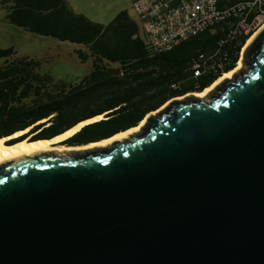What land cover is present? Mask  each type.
Listing matches in <instances>:
<instances>
[{"label": "water", "instance_id": "obj_1", "mask_svg": "<svg viewBox=\"0 0 264 264\" xmlns=\"http://www.w3.org/2000/svg\"><path fill=\"white\" fill-rule=\"evenodd\" d=\"M177 97L129 139L3 162L0 264H264V26L232 78Z\"/></svg>", "mask_w": 264, "mask_h": 264}, {"label": "trees", "instance_id": "obj_2", "mask_svg": "<svg viewBox=\"0 0 264 264\" xmlns=\"http://www.w3.org/2000/svg\"><path fill=\"white\" fill-rule=\"evenodd\" d=\"M235 1L221 0V5ZM0 3L7 8L6 19L11 23L86 47L87 52L77 50L82 60L93 57L91 72L68 83L54 81L49 74L41 73L40 60L7 59L0 67V137L32 125L30 133L36 132L34 139L51 137L79 121L105 114L106 119L84 126L61 142L80 145L134 126L148 112L182 95L181 90L203 89L222 75L209 73L196 77L193 65L202 52L218 48V41L225 34V22L154 54L139 21L126 9L103 23L76 12L67 0H0ZM15 52L14 46L0 48V58H9ZM234 67L235 64L229 65L224 72ZM173 83L179 86L173 88ZM45 118L51 124L38 123Z\"/></svg>", "mask_w": 264, "mask_h": 264}, {"label": "built area", "instance_id": "obj_3", "mask_svg": "<svg viewBox=\"0 0 264 264\" xmlns=\"http://www.w3.org/2000/svg\"><path fill=\"white\" fill-rule=\"evenodd\" d=\"M133 8L154 54L225 22V34L219 39L218 48L202 52L195 61L196 77L224 74L227 66L236 67L250 36L264 26V0H237L225 5H221V0H133ZM178 86L172 84L173 88Z\"/></svg>", "mask_w": 264, "mask_h": 264}, {"label": "rangeland", "instance_id": "obj_4", "mask_svg": "<svg viewBox=\"0 0 264 264\" xmlns=\"http://www.w3.org/2000/svg\"><path fill=\"white\" fill-rule=\"evenodd\" d=\"M79 13H84L95 21L108 23L121 10L126 9L138 20L133 8V0H67ZM7 8L0 3V48L14 46L13 56L0 58V67L7 61L29 57L41 61L39 71L49 74L54 81L74 82L89 74L93 69V57L82 60L78 49L87 48L71 41H63L52 36L41 35L15 25L6 19ZM49 118L38 123H46ZM49 123H47L48 125ZM46 125V126H47ZM32 126L25 134H31Z\"/></svg>", "mask_w": 264, "mask_h": 264}, {"label": "bare ground", "instance_id": "obj_5", "mask_svg": "<svg viewBox=\"0 0 264 264\" xmlns=\"http://www.w3.org/2000/svg\"><path fill=\"white\" fill-rule=\"evenodd\" d=\"M263 27V26H262ZM262 27L260 29H258L256 32H254L250 38L248 39V41L246 42L244 48H243V55L242 58L240 59V61L238 62V64L236 65L235 68H233L230 71L224 72V74H222L219 78H217L211 86L207 87L201 94H207L213 87H215L218 83H220V81L223 78H232V75L239 70L242 65H243V58H244V53L245 50L247 49V47L250 45V43L252 42V40L255 38V36L258 34V32L262 29ZM178 99H182L183 97H177ZM157 112V111H156ZM104 114L95 116L92 119L89 120H85L80 122L79 124L75 125L73 128L51 138V139H40V140H35V141H30L32 139L31 135H28L24 140L14 144V145H7V141L10 140V138H15V137H19L23 134H25L30 127L24 129V130H20L15 132L14 134L8 136V137H3L0 138V165L7 161L10 160L14 157L20 156V155H24V154H31L37 150H48V149H60V150H64V149H69V150H73V149H84V148H89V147H93V146H105V145H109L112 144L114 141H119V140H126L129 139V137L133 134H136L138 132H140L143 128V126L146 124V118L143 119L139 125L131 127L125 131H121L117 134H115L114 136H111L109 138L103 139L101 141H97V142H92L89 144H85L82 146H75V147H67L65 145H63L61 142L63 140H65L66 138L72 136L73 134H75L84 124H86L87 122L93 121V120H97L103 117Z\"/></svg>", "mask_w": 264, "mask_h": 264}, {"label": "flooded vegetation", "instance_id": "obj_6", "mask_svg": "<svg viewBox=\"0 0 264 264\" xmlns=\"http://www.w3.org/2000/svg\"><path fill=\"white\" fill-rule=\"evenodd\" d=\"M205 89L206 88L204 87L203 89H187V90H181V91H183V93H182V95H178V96L179 97H183V98H189V97H193V96H205L206 94H203V95L201 94ZM32 127H34V125H32ZM43 127H45V125H43L42 128ZM33 133H36V132L34 131L31 134H33ZM42 136H49V135L48 134H44ZM83 144H85V143H83ZM51 150H53V149H51ZM73 150H75V149H73ZM76 150H78V149H76Z\"/></svg>", "mask_w": 264, "mask_h": 264}]
</instances>
